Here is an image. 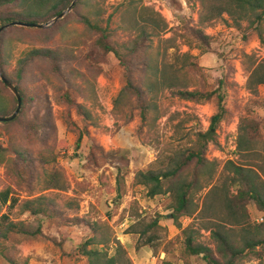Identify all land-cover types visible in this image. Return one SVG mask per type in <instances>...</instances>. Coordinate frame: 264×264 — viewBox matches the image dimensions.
<instances>
[{"label":"rangeland","instance_id":"374dc122","mask_svg":"<svg viewBox=\"0 0 264 264\" xmlns=\"http://www.w3.org/2000/svg\"><path fill=\"white\" fill-rule=\"evenodd\" d=\"M82 5L83 15L94 24L91 27L72 9L59 21L42 28L52 29L48 37L27 35L12 26L5 29L3 61L8 75L16 76L17 60L22 51L30 48L54 50L60 60V70L53 72L46 61L33 62L21 81L27 106L22 120L10 126L0 122V192L11 187L21 201L46 194L57 202L55 207L61 215L53 220L37 218L23 214L19 206L11 209L10 202L2 206L0 199V214L10 213L30 233L37 232L39 227L44 233L43 236L12 233L2 245L5 254L0 255V264H88L86 257L75 256L76 249L92 235L89 225L97 221L101 222L96 227L103 226L113 241L124 245L135 264H186L180 258L176 237L181 228L172 222L170 195L149 197L135 178L139 171L160 169L164 151L196 144L199 133L206 135L211 117L217 111L216 100H185L163 88L146 122L138 110H134L132 119L126 122L120 113L121 107L115 106L125 69L114 52L106 54L97 45L101 32L94 28L102 27L111 43L125 47H129L138 34L147 33V53L141 51L133 59L136 76L141 75V64L145 61L148 64L146 76L155 80L159 73L156 65L162 68L164 59L177 69L179 83L190 90H212L222 72L228 75L229 115L213 137L204 141L207 142V159L218 161L219 168L213 184L198 195L197 213L204 207L205 200L212 203L208 193L213 185L221 187L218 177L229 160L238 165L264 160V121L256 152L247 153L238 147L239 125L242 118L249 115L248 108L264 116V88L258 96L248 89L250 60L245 57V54L264 57V44L256 34L244 39L245 34L235 26L232 30L234 22L224 14L214 25L202 27L205 34L212 37V52H205L191 35L201 27L199 0H83ZM186 53H190V60L185 57ZM162 85L157 84L159 88ZM67 89L84 104L89 121L85 122L74 108H69L62 97ZM51 156L57 160L53 161ZM24 157L33 158L30 169L21 163ZM39 159L50 161L45 167L48 173L60 177L63 189H47L50 182L44 179ZM230 191L236 194L237 188L231 186ZM119 193L121 198H118ZM248 208L253 223L264 221V214L253 201ZM207 209L202 216L183 217L180 222L183 228L194 222L197 228H202V239L209 243L210 231L204 227L212 223L215 215L210 207ZM224 213L220 210L217 215ZM140 214L147 218L159 217L163 230L160 244L154 249L137 247L139 236L130 227ZM128 216L131 219L126 223ZM73 218L85 222L79 225L66 222ZM61 233L68 239L59 247L53 241L59 242ZM191 259L190 264H205L200 258ZM260 262L252 256L243 264Z\"/></svg>","mask_w":264,"mask_h":264},{"label":"trees","instance_id":"16d2710c","mask_svg":"<svg viewBox=\"0 0 264 264\" xmlns=\"http://www.w3.org/2000/svg\"><path fill=\"white\" fill-rule=\"evenodd\" d=\"M72 2L73 0H0V27L15 20L47 23L66 11ZM82 2L83 0H78L72 11L76 12V15L87 26L91 27L94 24L89 17L83 15ZM199 2L202 7L201 27L197 31H193L191 35L195 41L201 43L200 45L205 52H212L210 46L212 37L206 35L202 27L214 25L224 14L233 20L234 23L231 26H235L241 33L245 34L244 39L256 34L261 43L264 44V0H199ZM11 28L27 35L35 33L48 37L52 33L50 28L23 26H12ZM94 29L101 32L97 45L106 54L114 52L119 57L121 66L125 69L123 87L116 97L115 106L117 109L121 107L120 113L126 122L132 119L134 110H138L141 119L146 122L149 110L152 105H155V99H158L160 92L164 91L163 88L171 90L174 95L185 100L195 102L216 100L217 111L211 117L210 129L206 135L216 132L221 122L228 117L227 100L230 82L225 72L221 73L217 85L212 90L207 91L190 90L187 86L182 85L183 83H179V78L175 74L177 69H174L173 64L166 59L161 62L162 68L157 63L156 69L160 74L156 75L155 80L148 79L146 76L148 64L145 61L141 64V75L136 76L133 59L141 51L147 53V33L142 31V35L138 34L137 38L131 41L130 46L125 47L111 43L110 36L105 33L102 27L97 25ZM5 31L0 35L1 71L19 88L24 102L22 111L14 120L2 123L5 126H10L22 120L27 108L26 91L22 88L21 81L30 65L37 60L46 61L51 65L52 71L58 73L60 60L52 49H25L17 60L16 76L11 77L8 75L5 69L6 64L3 61ZM185 57L190 60V53H186ZM245 57L250 60L247 67L249 72L247 87L251 93L258 96L260 86L264 85V57L257 54H245ZM191 64L195 65V63ZM161 83L163 85L159 88L157 84L161 85ZM62 97L69 108H74L85 122L90 120L86 107L83 103L78 102L72 91L68 89L63 91ZM17 105L16 96L0 79V115H12L17 109ZM117 114L119 115L118 112ZM248 114L242 118L239 125L238 147L241 151L253 153L259 143L264 116L251 108H248ZM206 135L199 133L196 144H184L180 148L175 147L164 151L165 157L161 168L139 171L136 174V182L145 187L149 197L170 195L172 199L170 208L174 212L172 222L181 228L180 234L176 237L180 244V258L186 264H190L193 257L200 258L205 264H243L246 258L252 256L260 259V264H264V221L258 224L253 223L248 208V205L253 201L257 209L264 214V160L260 163L241 165L229 160L218 177L222 184L221 187L220 185H213L208 193V197H212L213 204L205 200L204 207L197 213L200 206L198 195L213 184L215 171L217 172L219 168L218 161H210L206 157L207 142L203 140ZM81 138L82 133H80L79 140ZM51 157L53 161L57 160L55 156ZM21 163L24 168L30 169L33 158L24 157L21 159ZM39 163L43 166L44 179L50 182L47 189H63L64 186L61 184L60 177L55 173H48L45 167V164H49L50 161L39 159ZM231 186L237 188L236 194L231 193ZM121 197L122 194L119 193L118 198ZM0 199L2 206L10 202L9 207L11 209L19 206L23 214L33 215L37 218L53 220L61 215L55 207L57 202L51 200L46 194L21 201L11 187H6L0 192ZM208 207L215 215L212 223L204 227L210 231L209 243L202 239V228H197L194 222L185 228L180 222L183 217L202 216ZM213 207L216 208V211L213 210ZM220 210L225 212L223 216L217 215ZM66 222L71 225H79L85 220L73 218ZM98 222L101 221L89 225L93 229L92 235L78 245L75 256L86 257L88 264H135L124 245L119 241H113L103 226L96 227ZM136 226H139L140 229H136ZM130 229L139 236L138 248L148 246L154 249L160 244V231L163 230V227L159 217L147 218L140 214ZM12 233L44 235L41 227L37 232L30 233L21 223L15 221L10 213H2L0 214V255L5 254L2 245L8 241ZM67 239L68 236L61 233L60 241L54 240L53 242L62 247ZM171 245L172 243L167 246V250ZM166 264L173 263L167 262Z\"/></svg>","mask_w":264,"mask_h":264},{"label":"water","instance_id":"95a60500","mask_svg":"<svg viewBox=\"0 0 264 264\" xmlns=\"http://www.w3.org/2000/svg\"><path fill=\"white\" fill-rule=\"evenodd\" d=\"M77 0H74L71 4V6L64 12H62L61 14H59L57 17H55L54 21L50 24H44V23H38V22H31V21H24V20H15V21H11L7 24H4L0 27V35L1 33L11 27V26H23V27H35V28H47L49 27L51 24L59 21L60 19H62L69 11L72 10V8L75 6ZM0 78L2 81L5 82V84L9 87V89L14 93V95L16 96L17 100H18V105H17V109L14 111V113L10 116H2L0 115V122H7V121H12L14 120L18 114L20 113L21 109H22V105H23V97L21 94V91L19 90V88L12 83L3 73H1V67H0ZM216 132H211L210 134H208L207 136L204 137V141L206 140V138H212L213 135ZM172 216V215H171Z\"/></svg>","mask_w":264,"mask_h":264},{"label":"built area","instance_id":"2783aa9c","mask_svg":"<svg viewBox=\"0 0 264 264\" xmlns=\"http://www.w3.org/2000/svg\"><path fill=\"white\" fill-rule=\"evenodd\" d=\"M131 217L128 216L127 219H126V223H128L130 221ZM262 219V218H261ZM257 222H260V219H257ZM124 225V224H123ZM126 225V224H125ZM118 239H120V237H118Z\"/></svg>","mask_w":264,"mask_h":264},{"label":"crops","instance_id":"0c3cea01","mask_svg":"<svg viewBox=\"0 0 264 264\" xmlns=\"http://www.w3.org/2000/svg\"><path fill=\"white\" fill-rule=\"evenodd\" d=\"M232 28V30H234L235 28H233V26L231 27ZM264 88V85L263 86H260V90L261 89H263ZM260 212V211H259ZM260 213H262V212H260ZM120 237V236H119ZM120 240L122 241V239H121V237H120ZM82 257H84V256H82Z\"/></svg>","mask_w":264,"mask_h":264}]
</instances>
